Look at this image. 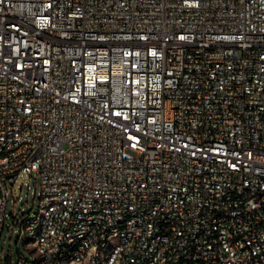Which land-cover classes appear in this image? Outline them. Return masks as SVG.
<instances>
[{
  "label": "built area",
  "instance_id": "built-area-1",
  "mask_svg": "<svg viewBox=\"0 0 264 264\" xmlns=\"http://www.w3.org/2000/svg\"><path fill=\"white\" fill-rule=\"evenodd\" d=\"M29 177L16 264H264V0H0V243Z\"/></svg>",
  "mask_w": 264,
  "mask_h": 264
},
{
  "label": "rangeland",
  "instance_id": "rangeland-1",
  "mask_svg": "<svg viewBox=\"0 0 264 264\" xmlns=\"http://www.w3.org/2000/svg\"><path fill=\"white\" fill-rule=\"evenodd\" d=\"M30 186V188H29ZM41 190V180L39 177H29L27 181L20 179L11 190L9 196V207L7 213L12 214V201L17 200V214L11 218V225H7L2 234L0 243V262H9L16 264L19 253L21 252L27 259L35 253L33 246H27L26 234L19 222L22 221L27 211L35 212L39 205V191ZM29 196L28 206L26 197ZM9 253H12L13 259H9Z\"/></svg>",
  "mask_w": 264,
  "mask_h": 264
}]
</instances>
